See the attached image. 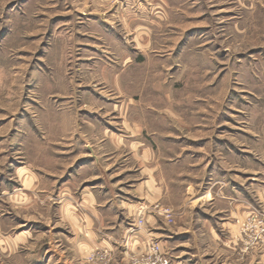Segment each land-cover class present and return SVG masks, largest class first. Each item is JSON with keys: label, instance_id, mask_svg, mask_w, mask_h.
Wrapping results in <instances>:
<instances>
[{"label": "rangeland", "instance_id": "374dc122", "mask_svg": "<svg viewBox=\"0 0 264 264\" xmlns=\"http://www.w3.org/2000/svg\"><path fill=\"white\" fill-rule=\"evenodd\" d=\"M130 134L153 146L175 186L200 181L186 152L222 151L225 166L249 160L251 216L237 257L250 250L251 264H264V0H0V190L19 186L14 165L45 168L53 160L40 151L71 139L65 166L88 141L97 181L116 183L132 167ZM44 193L33 189L23 215L0 191L2 231L24 217L30 226L11 264H147L148 249L78 245ZM179 196L158 204L171 209Z\"/></svg>", "mask_w": 264, "mask_h": 264}, {"label": "crops", "instance_id": "0c3cea01", "mask_svg": "<svg viewBox=\"0 0 264 264\" xmlns=\"http://www.w3.org/2000/svg\"><path fill=\"white\" fill-rule=\"evenodd\" d=\"M129 137L135 138L126 153L133 168H124L118 183L106 176L97 181L101 178L96 172L97 154L88 141L65 166L61 157L70 153L67 146L74 144L71 139L65 143L66 150L62 146L59 151H40V156L53 160L45 168L37 170L26 160L14 165L12 176L19 186L11 188L9 184L0 191L23 215H30L33 189L45 191V205L51 201L57 222L69 224L75 232L73 239L83 247L98 245L112 252L121 248L125 253H142L155 241L174 264H251L250 250L245 262L237 257L241 222L251 216L249 160L247 166H240L238 158L225 166L222 151L215 150L214 157L207 154L199 158L186 152V158H180L187 159L188 172L201 175L200 181L175 186L176 182L165 176L153 146L145 144L138 134ZM82 159L86 160L79 164ZM168 160L167 166H176L181 159L176 156ZM175 191L180 199L169 206L173 221L168 223L152 205L167 204ZM4 215L0 209V255L11 264L19 251L28 249L31 233L25 217L20 228L3 232ZM139 218L141 224L137 223Z\"/></svg>", "mask_w": 264, "mask_h": 264}, {"label": "built area", "instance_id": "2783aa9c", "mask_svg": "<svg viewBox=\"0 0 264 264\" xmlns=\"http://www.w3.org/2000/svg\"><path fill=\"white\" fill-rule=\"evenodd\" d=\"M152 209L158 214L163 216L168 223L173 221L172 211L168 207H164L155 203ZM138 224L142 223V219L137 220ZM147 264H174L172 259L160 250L158 242L152 241L148 246V253L145 255Z\"/></svg>", "mask_w": 264, "mask_h": 264}]
</instances>
